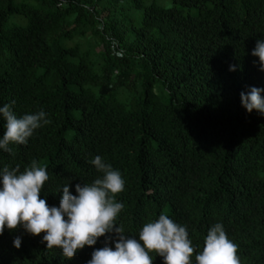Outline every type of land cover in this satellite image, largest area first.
Returning a JSON list of instances; mask_svg holds the SVG:
<instances>
[{"label": "trees", "instance_id": "trees-1", "mask_svg": "<svg viewBox=\"0 0 264 264\" xmlns=\"http://www.w3.org/2000/svg\"><path fill=\"white\" fill-rule=\"evenodd\" d=\"M33 1L0 0V107L18 118L43 110L51 123L11 153L0 149V169L37 160L49 175L41 199L59 207L64 185L76 195L102 175L90 163L99 155L125 182L115 197L125 235L138 239L164 213L198 253L220 223L241 264H264V114L241 103L252 87L264 98L251 55L264 40V0ZM124 3L142 12L138 24H120ZM12 15L27 25L6 28ZM76 40L85 41L68 45ZM4 125L0 117V137ZM42 240L5 227L0 264H88L117 237L70 260Z\"/></svg>", "mask_w": 264, "mask_h": 264}, {"label": "clouds", "instance_id": "clouds-1", "mask_svg": "<svg viewBox=\"0 0 264 264\" xmlns=\"http://www.w3.org/2000/svg\"><path fill=\"white\" fill-rule=\"evenodd\" d=\"M251 55L258 58L264 71V40L256 42ZM261 91L252 87L247 94L241 93V103L247 112L256 110L264 114ZM0 117L5 121L0 149L9 153L10 144H26L35 130L51 123L43 110L18 118L8 104L0 107ZM90 163L102 175L91 184H77L76 195L70 194L69 184L64 185L59 207H50L46 199H41L49 175L47 167L37 160H32L23 171L19 165L0 169V235L5 227L14 231L22 226L32 236L43 234L42 243H46L47 249L58 248L70 260L85 246L92 247L100 237L114 233L117 237L114 250L106 241L104 247L93 251L88 264H153L152 254L162 257L163 264H193L194 253L195 264H241L238 245L228 238L220 223L210 227L198 253L186 226L164 213L145 223L138 239L125 235L123 224L116 225L124 208L115 199L124 190L121 173L99 155ZM14 246L20 248L19 237Z\"/></svg>", "mask_w": 264, "mask_h": 264}, {"label": "rangeland", "instance_id": "rangeland-1", "mask_svg": "<svg viewBox=\"0 0 264 264\" xmlns=\"http://www.w3.org/2000/svg\"><path fill=\"white\" fill-rule=\"evenodd\" d=\"M27 2L30 5L35 6L36 3L33 0H17L18 3L20 2ZM158 5H161L163 7H172L174 5L173 0H156ZM123 9H119V13L118 15H120L118 17V19L120 20V24L123 25L124 23H128V21L132 20V22H134L135 24H138L140 22V19L142 17V12L138 11V10H134L130 7L129 4L124 3L122 5ZM27 19L20 16V15H12L10 16V18L8 19V21L5 24L6 28L12 27L14 25L17 26H26L27 25ZM88 38H92L91 33H89ZM83 41L85 40H80V41H74V42H70L68 43L69 46L73 45L75 42H79V43H83ZM99 51V50H98Z\"/></svg>", "mask_w": 264, "mask_h": 264}]
</instances>
